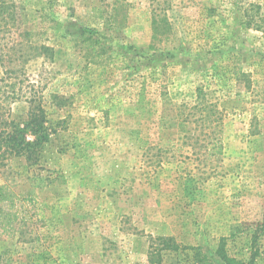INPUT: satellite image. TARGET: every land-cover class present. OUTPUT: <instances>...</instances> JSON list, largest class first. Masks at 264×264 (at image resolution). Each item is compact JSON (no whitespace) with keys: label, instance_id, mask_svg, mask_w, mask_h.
<instances>
[{"label":"rangeland","instance_id":"rangeland-1","mask_svg":"<svg viewBox=\"0 0 264 264\" xmlns=\"http://www.w3.org/2000/svg\"><path fill=\"white\" fill-rule=\"evenodd\" d=\"M12 1L55 50L27 65L52 134L38 165L0 171L33 199L18 232L0 230V264H151L160 238L178 245L162 264H223L222 241L248 261L264 220V0ZM198 89L224 112L221 155L179 132ZM256 246L264 264V234Z\"/></svg>","mask_w":264,"mask_h":264},{"label":"trees","instance_id":"trees-1","mask_svg":"<svg viewBox=\"0 0 264 264\" xmlns=\"http://www.w3.org/2000/svg\"><path fill=\"white\" fill-rule=\"evenodd\" d=\"M24 24L23 8L12 0H0V64L4 70L0 82L5 89L0 87V92L3 91L0 94V171L14 158L25 159L29 166L38 165L42 150L52 134L47 109L51 102L44 90L45 84L28 75L27 65L37 59L52 62L55 50L40 41L34 32L26 30ZM50 97L56 106L64 105L58 94H51ZM16 101H25L29 107L26 118L20 121L12 118L11 114V104ZM177 107L179 132L185 133L187 139L196 137V143H201L199 147L208 153L221 155L224 146L218 133L225 116L218 102L211 101L204 90L198 89L193 103L183 102ZM191 122L196 123V129H200L199 135L192 134L189 128ZM32 200L20 197L6 184L0 185V230L3 233L13 236L18 232L15 224L24 221L26 202ZM262 234L264 220L257 224L252 240L255 250L248 261L238 262L231 258L225 241L217 250L219 260L223 264H255L259 255L257 240ZM156 240L160 242L155 243ZM171 240H152L148 255L151 264H162V252L178 247Z\"/></svg>","mask_w":264,"mask_h":264}]
</instances>
